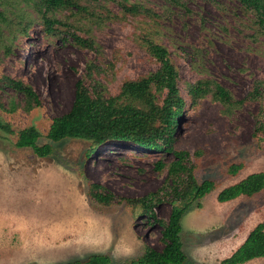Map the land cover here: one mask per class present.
I'll use <instances>...</instances> for the list:
<instances>
[{
  "label": "rangeland",
  "instance_id": "rangeland-1",
  "mask_svg": "<svg viewBox=\"0 0 264 264\" xmlns=\"http://www.w3.org/2000/svg\"><path fill=\"white\" fill-rule=\"evenodd\" d=\"M136 1V0H131ZM160 15L157 23L144 17L122 19L117 5H96L102 27L75 28L98 48L82 49L63 34L46 39L39 22L21 38L10 55L0 48V78L10 76L31 85L41 107L10 111L21 96L0 92V264H66L94 254L122 263L143 254L146 246L162 250V228L146 216L135 218L126 203L103 206L90 196L99 183L118 198L138 199L159 192L158 218L169 220L168 167L173 153H158L128 142L110 141L90 152L91 142L67 139L53 153L38 157L17 147L20 132L35 127L47 138L53 120L74 102L76 82L94 65L93 79L118 94L127 80L155 72L159 63L147 49L155 40L166 46L180 74L184 116L177 126L175 146L196 165L200 182L214 179L217 188L182 218L181 241L186 264H221L264 222V190L227 203L217 200L224 188L264 172V37L252 38L234 0H137ZM107 15L118 16L109 20ZM30 20L36 19L32 15ZM208 81L230 94L223 103L210 92L193 102L190 85ZM165 94L159 95V104ZM232 164H243L236 175ZM246 264H264V257Z\"/></svg>",
  "mask_w": 264,
  "mask_h": 264
},
{
  "label": "trees",
  "instance_id": "trees-1",
  "mask_svg": "<svg viewBox=\"0 0 264 264\" xmlns=\"http://www.w3.org/2000/svg\"><path fill=\"white\" fill-rule=\"evenodd\" d=\"M177 5L179 0H165ZM216 2L218 0H210ZM246 19L243 26L250 29L252 38L264 37V0H234ZM117 5L122 19L144 17L157 23L160 15L146 4L131 0H0V48L10 55L21 38L30 36L29 30L34 22L41 24L46 39L52 40L65 34L82 49L96 50L92 38L84 39L75 28L99 29L103 16L93 7L96 5ZM32 15L36 19L30 20ZM109 20L118 16L107 15ZM150 54L159 63V68L144 77L125 81L118 94L107 93L106 86L93 79L94 65L76 82L75 98L71 109L53 120L47 134L50 143L39 144L42 135L35 127L20 132L17 141L19 148H31L40 158L53 153L56 143L67 139H84L91 142L89 151L110 141L128 142L158 153H173L175 160L166 165L157 163V169H169V202L172 205L169 220L158 218L156 207L163 201L161 194L155 192L143 198H118L106 190L103 185L94 183L90 196L100 205L112 206L126 203L133 207L135 218L146 216L162 228V250L146 246L142 255L131 260L116 263L109 255L94 254L85 259L66 264H186L188 256L181 241L182 218L194 206L202 207V200L217 188L214 179L200 182L195 174L196 165L190 154L179 151L175 146V133L184 116L185 98L181 93L180 74L172 59L170 50L159 41L146 42ZM256 91L264 88V80L257 83ZM21 96L22 103L11 101L10 111L19 107L32 111L41 107V100L35 89L21 79L4 76L0 78V92ZM212 92L223 103L230 101V94L216 86L210 87L208 81L200 80L190 85L189 96L193 102L205 98ZM165 94L162 104L159 95ZM11 133L8 125L0 123ZM243 164H232L228 173L236 176ZM264 190V172L254 173L240 182L228 186L219 192L217 200L227 203L241 196L253 197ZM264 257V222L259 223L248 235L245 242L221 264H246Z\"/></svg>",
  "mask_w": 264,
  "mask_h": 264
}]
</instances>
